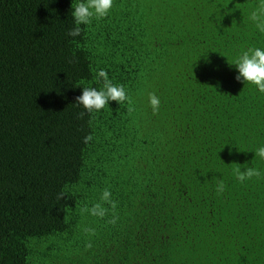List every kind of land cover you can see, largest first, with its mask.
I'll list each match as a JSON object with an SVG mask.
<instances>
[{
  "label": "trees",
  "instance_id": "1",
  "mask_svg": "<svg viewBox=\"0 0 264 264\" xmlns=\"http://www.w3.org/2000/svg\"><path fill=\"white\" fill-rule=\"evenodd\" d=\"M257 2L115 0L71 37L73 0H0V264H264V94L231 65ZM100 69L131 103L81 117Z\"/></svg>",
  "mask_w": 264,
  "mask_h": 264
},
{
  "label": "clouds",
  "instance_id": "2",
  "mask_svg": "<svg viewBox=\"0 0 264 264\" xmlns=\"http://www.w3.org/2000/svg\"><path fill=\"white\" fill-rule=\"evenodd\" d=\"M114 4L115 0H73L71 16L75 26L68 32V35L71 37L80 36L81 25L90 26L93 21L108 18L113 11ZM247 19L258 33L264 34V0H258ZM231 65H234L237 71L235 76L237 82L243 83L245 86H254L258 92L264 94V47H250L247 50H242ZM95 79L101 86L99 88L82 87V94L76 98V105L85 109V112L80 113L81 117L86 113L92 115L104 110L112 101L119 105L131 103L125 86L114 84L107 71L98 70ZM148 102L154 113L159 111L161 100L155 93H149ZM91 140L92 136L88 135L84 142L87 144ZM239 151L241 150L239 149ZM251 152L255 154L254 159L258 157L260 160H264V145ZM244 169V171L239 167L235 169V177L241 183L261 176V171L254 166L244 167ZM215 190L218 193L225 190L223 180L217 181ZM65 194L64 192L60 193L59 198H63ZM105 205L112 209L117 207L116 202L112 199V193L108 189L103 190L100 202L94 203L91 207H84L82 212L103 219L108 212ZM111 222L115 223V219ZM85 231L90 230L86 229ZM87 247L91 248V243L87 244Z\"/></svg>",
  "mask_w": 264,
  "mask_h": 264
}]
</instances>
